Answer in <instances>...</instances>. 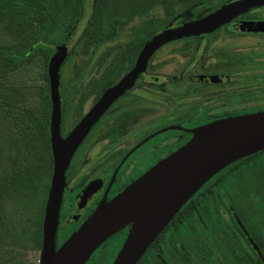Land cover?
I'll use <instances>...</instances> for the list:
<instances>
[{"label":"flooded vegetation","instance_id":"af4514ba","mask_svg":"<svg viewBox=\"0 0 264 264\" xmlns=\"http://www.w3.org/2000/svg\"><path fill=\"white\" fill-rule=\"evenodd\" d=\"M209 1L216 4L207 3ZM237 1L240 0H206V12L198 19ZM141 7L139 16L145 11V7ZM77 22L78 26L81 18ZM242 23H264V6L242 13L213 32L166 44L153 55L137 79L110 103L83 138L66 171L57 250L102 204L110 203L188 144L194 137V130L227 118L264 112V56L244 52L250 50L252 43L264 45V31H241L237 27ZM183 24L186 23L151 31L158 33ZM108 28L112 40L96 42L93 57L81 59L74 74L65 73L59 77L62 140L82 124L106 93L129 76L151 38L147 37L145 22L132 27L129 39L122 35L125 27ZM82 37L81 34L79 41ZM52 115L49 78V90L43 98L42 121L37 130L39 141L45 145L49 173L50 158L52 160L47 200L54 171ZM203 189L195 195L197 211L186 207L190 199L138 264H181L185 253L192 260L202 256L198 249H186L188 246L184 243L195 240V216L196 221L206 227L202 200L212 193ZM215 190L217 188H213V192ZM225 200L219 201V217L231 223L235 234L228 233L223 238L236 243L239 249L234 253L239 258L243 254L240 243L243 235L259 254L251 244L249 230L238 217L235 204L239 206V202L232 203L228 196ZM135 223H129L110 237L86 264H114ZM201 237L206 238V233ZM201 252L207 254L205 249ZM204 257L203 262L209 264V256Z\"/></svg>","mask_w":264,"mask_h":264},{"label":"water","instance_id":"95a60500","mask_svg":"<svg viewBox=\"0 0 264 264\" xmlns=\"http://www.w3.org/2000/svg\"><path fill=\"white\" fill-rule=\"evenodd\" d=\"M93 2L85 0L81 23L74 31V34L77 33L74 41L87 25ZM263 6L264 0H240L223 6L207 17L155 34L146 43L129 76L105 94L66 140H62L60 134L59 94V71L66 58V47L59 48L61 53L55 54L49 64L54 171L43 221L40 264H86L103 243L133 221L136 222L134 229L114 264H138L183 206L210 180L231 165L264 151V112L227 118L196 129L188 144L160 162L110 203L102 204L60 249L56 248L70 160L110 103L137 79L153 55L166 44L213 32L242 13ZM237 28L249 32L264 31V23H242ZM251 244L261 256L252 240Z\"/></svg>","mask_w":264,"mask_h":264},{"label":"rangeland","instance_id":"374dc122","mask_svg":"<svg viewBox=\"0 0 264 264\" xmlns=\"http://www.w3.org/2000/svg\"><path fill=\"white\" fill-rule=\"evenodd\" d=\"M96 1L93 2L92 12ZM137 1L138 7L146 3V0ZM129 2L130 0H111L106 6L107 18L111 20L116 17L118 8L127 4L126 14L121 17L125 21L129 19L127 12L135 5ZM211 4L215 5L216 2ZM135 8L134 13H137ZM175 10L173 17L168 18L164 6L157 3L146 13L144 12L143 16L135 14L129 22L122 24L121 27H125L122 35H126V39H129L132 27L142 25L145 21L149 32L153 28L194 21L206 12V0H199L193 6L179 4ZM76 27L77 24L70 33V39L68 38L64 43L66 58L60 66L59 77L65 73L74 74L81 59L94 56L96 42H106L110 39L108 27H111V24H108L104 30L107 32L106 35L94 32L95 27L92 26L94 27L92 31H87L81 41L79 38L73 40L77 35L74 34ZM19 28L12 20L0 15V46L16 48L22 45L24 41L19 35ZM251 45L253 46L249 47V51H244L245 53L264 56V45L253 43ZM60 53L61 50L58 48L56 55ZM48 76L49 65L45 64L43 57L33 58L19 69L6 71L0 76V264H40L42 250L40 231L43 227L48 195L49 169L46 167L44 170L46 177L44 179L38 157L42 143L37 137V130L42 121L43 98L49 90ZM44 157L47 161L46 152ZM223 184V186H220V183L215 186L216 194L221 191L232 203H235L233 197H241L243 203L241 204L240 199L237 201L240 205L235 204L238 217L249 230L264 263V154L229 172ZM229 184L234 189L229 188ZM203 188L204 191L206 187ZM202 202L206 214V227L196 221L197 216H195L194 242H202L205 238L201 236L206 233V252L211 253V258L215 261L213 264H242L241 258L234 253L239 249L236 243L231 240L232 238L229 239L231 242L223 238L228 233L234 235L235 231L231 223L227 224L219 217L221 202H217L212 194L206 195ZM209 234L212 242L207 240ZM184 245L188 246L187 243ZM196 249L201 250L202 246L199 245ZM186 255L185 253L181 257L183 259L181 264H200L203 263L206 253L200 251L202 256L193 260Z\"/></svg>","mask_w":264,"mask_h":264},{"label":"trees","instance_id":"16d2710c","mask_svg":"<svg viewBox=\"0 0 264 264\" xmlns=\"http://www.w3.org/2000/svg\"><path fill=\"white\" fill-rule=\"evenodd\" d=\"M198 1L199 0H146L145 5H143V7H145V11L143 12L146 13L147 10L152 8L155 4L161 3L164 6L167 17L172 18L176 12L175 8L179 4L185 3L186 6H193ZM110 2L111 0L96 1L94 11L89 17L87 25L82 32V36H84L87 31H92L94 27V32H97L100 35H106L107 32L104 30L106 29V26L108 24H111V26L115 27L121 26L122 24H125V22L130 20L133 15L138 14L139 11L142 10V7L137 6V4H139L137 0L136 2L135 0H130V4L134 3L136 5L135 11L137 13H134L133 7L132 10L127 12V16L129 19H126L125 21L121 16L123 14H126V4L122 6V8H118L116 17L112 19L110 18L111 20H109L106 15V6L109 5ZM84 6L85 0H0V15L4 18L12 20L20 27L19 35L24 41L22 45L16 48H5L0 46V76L6 71H14L19 69L20 67L28 64L33 58L36 57H43L45 64L49 65L58 48H60V46L65 43V41L69 38L72 30H74L76 24L78 23L77 21H79V19L81 18L80 15L84 10ZM143 12H140L142 13V16L144 14ZM155 34H157L156 31H147L148 39ZM46 149L48 150L47 145ZM44 150L45 145H42V150L38 153V157L42 165L43 177L44 170L47 167V161L46 159H44ZM262 154H264V151L254 156L245 158L219 173L216 177H214L206 184V192H211L217 202H225V195H223L221 191H218L216 194V190L213 192V188H217L215 186H217V184L219 183L220 186H223L224 178L229 172L237 169V167H240L241 165L253 160L255 157ZM51 170L52 160L50 158V173H48V178H50ZM45 178L46 177H44V179ZM229 186V188L234 189L231 184H229ZM48 189L49 184L47 186V190ZM219 193L222 195H219ZM240 199L241 197L238 198V196L233 197V201L235 200V202L240 201ZM197 201V196L193 197L186 205V207L192 209L195 208V211H197ZM240 202L243 203V200L241 199ZM40 240L42 243L43 227L40 231ZM207 240L209 242L213 241L211 239V234L208 235ZM185 243L188 244L189 249L192 251L195 250L199 245L202 246L201 250H206V238L202 242L200 241L196 243L193 241ZM240 243L241 249L243 251L241 257L242 264H264L260 258V255L255 253L244 235L242 236V240L240 241ZM226 244H228L227 241ZM206 255L209 256V264H213L215 261L211 258V253ZM181 261L183 262V259H181ZM200 264H206V262Z\"/></svg>","mask_w":264,"mask_h":264}]
</instances>
